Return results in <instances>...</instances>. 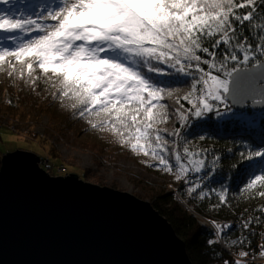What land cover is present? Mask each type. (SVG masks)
Masks as SVG:
<instances>
[{
    "label": "snow or ice",
    "instance_id": "6c2138e0",
    "mask_svg": "<svg viewBox=\"0 0 264 264\" xmlns=\"http://www.w3.org/2000/svg\"><path fill=\"white\" fill-rule=\"evenodd\" d=\"M0 3L10 6L0 9V72L23 80L33 91L42 81L51 99L71 116L148 157V167L175 171V180L187 185L189 195L198 193L203 200L215 192L201 185L220 158L209 160L207 148L193 150L187 142L181 152L177 140L168 137L183 139L182 128L191 117L232 112L245 120L243 111L233 109L249 101L264 104V22H254L264 21V11L257 14L264 0H40L28 5V14L17 6L19 0ZM246 22L255 38L243 34ZM168 75L181 77L190 90L180 95L163 86L158 77ZM173 98L174 107L166 102ZM173 115L181 127H162ZM242 158H259L249 164L256 172L249 173L242 191L264 198V146ZM192 173L203 175L190 179ZM216 196L219 204L228 203L227 189ZM253 220L260 222L252 217L241 222L242 228L250 229ZM213 225L217 239L209 244L231 229L230 224ZM259 248L264 255V245Z\"/></svg>",
    "mask_w": 264,
    "mask_h": 264
},
{
    "label": "trees",
    "instance_id": "16d2710c",
    "mask_svg": "<svg viewBox=\"0 0 264 264\" xmlns=\"http://www.w3.org/2000/svg\"><path fill=\"white\" fill-rule=\"evenodd\" d=\"M40 0H19L18 7L25 14L32 11L28 7L30 4H38ZM10 6L0 3V9H8ZM37 11L39 9H36ZM241 13L246 10H240ZM260 9L258 6V16ZM19 14V13H17ZM256 23L264 22L260 19ZM245 36L251 35L255 38V31H250L248 22L243 28ZM224 46L217 49L222 52ZM37 75L39 73L37 72ZM163 86H167L180 95L190 90L189 83L175 75L158 77ZM49 89L42 81L37 83L35 91L19 78H10L5 72H0V142L2 140V128L12 129L20 134L31 137L29 140H38L41 144H50L47 156L54 157L57 164H65L61 159L60 152L55 143L63 141L69 145L80 148L96 149L97 152L103 151L105 147L110 146V151H120L118 156L110 153L108 163H115L117 158H122V152L128 153L143 165L148 157L142 154L133 153L127 146H121L110 133L100 132L89 127L85 121L71 116L69 110L61 107L54 102L50 96ZM169 105L175 106L173 99L166 101ZM185 107H189L186 102ZM234 112L243 111L247 119L240 120L228 112L222 116H216L214 113L208 117H191L188 127L182 128V137L176 139L179 150L182 152L183 145L187 142L193 150L197 148H207L208 159L212 156L219 157L218 165L210 173L201 185L205 191L215 190L206 199H199L198 193L189 195L186 191L187 185L183 181L175 180V171L172 173L164 172L166 182H171L173 188L170 190L156 192L151 195L153 206L164 215L174 226L176 232L186 242L189 256L194 264H224L226 260L235 259L238 253L237 248L256 247L260 243L264 244V219L260 218V208L264 207V198L256 196L255 192L242 191L249 178L250 172H256V168H249V164L256 165L259 158L249 162L242 157L248 152L259 150L264 146V110H256L251 104L243 110L233 109ZM221 112L224 110L221 108ZM48 117V122L44 124L42 132L35 131L34 127L39 125L44 117ZM162 127L169 130L181 127L176 117L173 115L168 123ZM57 138H54L55 134ZM204 135L205 139L200 140L199 136ZM107 143V144H106ZM105 145L104 147L101 146ZM113 149V150H111ZM3 151H0V166ZM128 156V157H130ZM173 163H175L173 161ZM74 165V164H73ZM78 167V166H77ZM150 169L157 170L154 167ZM68 169V167H67ZM78 169L81 171L79 176L86 175V168ZM163 171V170H161ZM257 174H260L257 172ZM203 173L190 174V179L196 176H202ZM227 189L228 203L219 204L216 192ZM199 191V190H198ZM178 195V196H177ZM180 196V197H179ZM150 197V196H149ZM179 197V198H178ZM182 197V199H180ZM186 201L189 207L181 204ZM194 212H192L190 209ZM198 214L212 220H232L231 229L224 233L225 247L219 242L209 244L208 241L216 240L215 231L208 225H203L199 221ZM256 217L260 222L253 220L250 229H243L241 222ZM243 239L246 242L237 243L233 246L230 242L236 239ZM245 264H264L257 262H245Z\"/></svg>",
    "mask_w": 264,
    "mask_h": 264
},
{
    "label": "water",
    "instance_id": "95a60500",
    "mask_svg": "<svg viewBox=\"0 0 264 264\" xmlns=\"http://www.w3.org/2000/svg\"><path fill=\"white\" fill-rule=\"evenodd\" d=\"M40 160L22 148L2 157L0 264H194L151 202L75 172L53 176Z\"/></svg>",
    "mask_w": 264,
    "mask_h": 264
},
{
    "label": "rangeland",
    "instance_id": "374dc122",
    "mask_svg": "<svg viewBox=\"0 0 264 264\" xmlns=\"http://www.w3.org/2000/svg\"><path fill=\"white\" fill-rule=\"evenodd\" d=\"M46 122H48L47 116L43 118L39 125L34 127V130L42 132ZM2 129L3 137L0 142V151L2 150L4 154L8 151L22 148L34 151L40 156L48 155V150L50 149L49 143L41 144L38 140H29L31 137L27 136L25 132H20L19 134L12 129H7L5 127ZM57 137L58 134L56 133L54 138ZM55 146L60 152L61 159H63L62 161L67 164L68 172H66V174L70 172L80 174L81 171L78 167L86 168V175L82 177V179L87 182L128 191L149 202H152V199H150L152 194L155 195L156 192L173 188L171 182H166L163 174L165 171L150 169L146 163L143 165L141 162H138L136 158L131 157L126 152H122L123 157L117 158L115 163H108L102 160H112V157L110 158L109 155L110 153L115 156L119 155L120 151H110L109 145L104 148V150L107 151L101 149L100 152H97V148L95 150L80 148L69 145L63 141L56 142ZM101 146L104 147L105 145L101 144ZM4 154H2V156ZM48 159H51V157L48 156ZM52 159L55 161L54 157H52ZM147 160H149V158H147ZM50 172L56 173L53 170H50ZM180 199H182V197ZM181 204L185 207H189L186 201H182ZM190 210L194 212L192 208Z\"/></svg>",
    "mask_w": 264,
    "mask_h": 264
},
{
    "label": "built area",
    "instance_id": "2783aa9c",
    "mask_svg": "<svg viewBox=\"0 0 264 264\" xmlns=\"http://www.w3.org/2000/svg\"><path fill=\"white\" fill-rule=\"evenodd\" d=\"M40 163L47 169L49 170H53L54 172H63L67 169V166L65 164H57V168L54 169L52 167V164L49 163V159L48 157H43L41 158V161ZM197 216L199 217V221L201 224L203 225H208L210 226L215 232H216V229L213 225V221H215L216 223H220V224H230L232 225V220H212V219H209L207 217H204V216H201V214H198L197 213ZM228 229H225L223 233H221L220 237H219V241L222 245L225 246V239H224V233L227 231ZM260 245H264L263 243H260L258 246H256V250L255 251H248L249 253V256L248 258L247 257H244V261L245 262H257V263H264V255H261L260 253V248L259 246Z\"/></svg>",
    "mask_w": 264,
    "mask_h": 264
},
{
    "label": "bare ground",
    "instance_id": "6f19581e",
    "mask_svg": "<svg viewBox=\"0 0 264 264\" xmlns=\"http://www.w3.org/2000/svg\"><path fill=\"white\" fill-rule=\"evenodd\" d=\"M41 158H42V156H40ZM41 161V160H40ZM49 163L50 164H52V167L54 168V169H56L57 168V163L55 162V161H53V159H49ZM40 165L43 167V168H45L41 163H40ZM1 167V166H0ZM46 169V168H45ZM47 170V169H46ZM48 172H49V170H47ZM66 172H68V169H66L65 171H63V172H56V173H51V172H49L51 175H53V176H58V175H65L66 174ZM224 246V245H223ZM225 247V246H224ZM226 249H227V251L229 252L230 250H229V248H227V247H225ZM237 249H239V250H236V252H241V251H246V252H248V251H255L256 250V247L254 246V247H250V248H237ZM238 253H236L235 254V259H243L244 260V258H241L239 255H238ZM248 258V257H247Z\"/></svg>",
    "mask_w": 264,
    "mask_h": 264
}]
</instances>
